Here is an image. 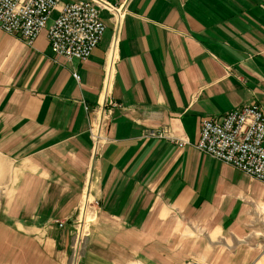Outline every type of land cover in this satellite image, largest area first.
Listing matches in <instances>:
<instances>
[{
  "label": "crops",
  "instance_id": "obj_1",
  "mask_svg": "<svg viewBox=\"0 0 264 264\" xmlns=\"http://www.w3.org/2000/svg\"><path fill=\"white\" fill-rule=\"evenodd\" d=\"M106 1L128 13L96 156L112 14L82 62L47 29L32 46L0 31V264H71L86 194L99 208L75 264H264V184L194 145L206 119L264 112V0ZM159 128L189 145L142 138Z\"/></svg>",
  "mask_w": 264,
  "mask_h": 264
},
{
  "label": "built area",
  "instance_id": "obj_2",
  "mask_svg": "<svg viewBox=\"0 0 264 264\" xmlns=\"http://www.w3.org/2000/svg\"><path fill=\"white\" fill-rule=\"evenodd\" d=\"M63 0H0V31L18 37L26 45L32 46L37 36L48 30V41L54 56L68 60L86 61L102 40L107 27L101 11L112 14L115 34L112 38L111 61L106 80L102 110L90 133L93 153L96 156L104 140L103 128L107 115L105 107L118 106L109 96L113 51L121 22L127 9L106 0H80L62 4ZM61 5L59 15L52 20V12ZM78 80V74L74 73ZM200 137L195 148L208 156L222 161L264 184V112L258 103L233 108L219 117L206 119L200 124ZM168 140L179 147L189 145L186 138L173 136L169 130L150 129L143 137ZM82 204L81 215L75 221L73 232V260L75 264L86 247L90 226L96 217L98 203L88 200ZM92 203V206H90ZM62 227L64 222L57 221Z\"/></svg>",
  "mask_w": 264,
  "mask_h": 264
},
{
  "label": "bare ground",
  "instance_id": "obj_3",
  "mask_svg": "<svg viewBox=\"0 0 264 264\" xmlns=\"http://www.w3.org/2000/svg\"><path fill=\"white\" fill-rule=\"evenodd\" d=\"M88 200H89V199H88ZM88 200H87V197H86L85 202H87Z\"/></svg>",
  "mask_w": 264,
  "mask_h": 264
},
{
  "label": "rangeland",
  "instance_id": "obj_4",
  "mask_svg": "<svg viewBox=\"0 0 264 264\" xmlns=\"http://www.w3.org/2000/svg\"><path fill=\"white\" fill-rule=\"evenodd\" d=\"M90 206H92V203H91V205Z\"/></svg>",
  "mask_w": 264,
  "mask_h": 264
}]
</instances>
